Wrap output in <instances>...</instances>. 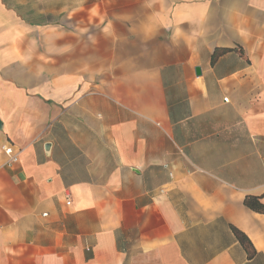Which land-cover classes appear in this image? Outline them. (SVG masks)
I'll use <instances>...</instances> for the list:
<instances>
[{
	"label": "crops",
	"instance_id": "0c3cea01",
	"mask_svg": "<svg viewBox=\"0 0 264 264\" xmlns=\"http://www.w3.org/2000/svg\"><path fill=\"white\" fill-rule=\"evenodd\" d=\"M0 121V264H264V0H0Z\"/></svg>",
	"mask_w": 264,
	"mask_h": 264
},
{
	"label": "trees",
	"instance_id": "16d2710c",
	"mask_svg": "<svg viewBox=\"0 0 264 264\" xmlns=\"http://www.w3.org/2000/svg\"><path fill=\"white\" fill-rule=\"evenodd\" d=\"M227 50H217L215 51L212 60L214 61L218 56L222 55L223 53H226ZM244 205L257 213H263L264 214V205L260 202L259 198L257 197H253V196H246L244 199ZM233 232L235 234V236L237 237V239L239 240V242L247 249L248 254L252 255L253 251H251L250 248V244L249 241L247 240V238L238 230L233 228Z\"/></svg>",
	"mask_w": 264,
	"mask_h": 264
},
{
	"label": "built area",
	"instance_id": "2783aa9c",
	"mask_svg": "<svg viewBox=\"0 0 264 264\" xmlns=\"http://www.w3.org/2000/svg\"><path fill=\"white\" fill-rule=\"evenodd\" d=\"M224 101L227 102V98H224ZM2 151L7 157V161L5 163L7 167H12L13 165L18 163L19 152L15 151L12 146L5 144L4 146H2Z\"/></svg>",
	"mask_w": 264,
	"mask_h": 264
},
{
	"label": "water",
	"instance_id": "95a60500",
	"mask_svg": "<svg viewBox=\"0 0 264 264\" xmlns=\"http://www.w3.org/2000/svg\"><path fill=\"white\" fill-rule=\"evenodd\" d=\"M196 72L199 73V69H196ZM1 121H0V130H1Z\"/></svg>",
	"mask_w": 264,
	"mask_h": 264
}]
</instances>
